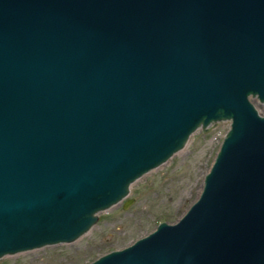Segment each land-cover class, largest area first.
<instances>
[{"label": "water", "instance_id": "1", "mask_svg": "<svg viewBox=\"0 0 264 264\" xmlns=\"http://www.w3.org/2000/svg\"><path fill=\"white\" fill-rule=\"evenodd\" d=\"M254 101L264 0H0V258L75 241L228 121L183 215L88 264H264Z\"/></svg>", "mask_w": 264, "mask_h": 264}, {"label": "rangeland", "instance_id": "2", "mask_svg": "<svg viewBox=\"0 0 264 264\" xmlns=\"http://www.w3.org/2000/svg\"><path fill=\"white\" fill-rule=\"evenodd\" d=\"M254 105L264 114L257 101ZM226 129L227 122L192 134L182 150L130 186L126 199L133 203L123 208L125 199L98 213L94 226L75 241L4 256L0 264H88L145 236L161 221L176 222L197 199Z\"/></svg>", "mask_w": 264, "mask_h": 264}]
</instances>
